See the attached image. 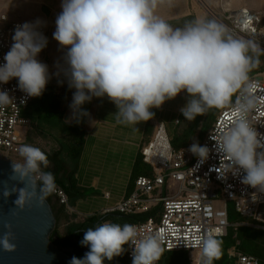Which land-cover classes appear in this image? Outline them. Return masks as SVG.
I'll return each mask as SVG.
<instances>
[{"label":"clouds","instance_id":"1","mask_svg":"<svg viewBox=\"0 0 264 264\" xmlns=\"http://www.w3.org/2000/svg\"><path fill=\"white\" fill-rule=\"evenodd\" d=\"M166 2L171 0H61L53 38L66 49L62 71L68 87L75 89L68 122L89 117L82 106L94 97H107L118 110L113 114L115 122L124 126L153 119L151 109L161 108L181 92L188 97L180 108L187 121L210 108L232 104L238 117L216 141L217 151L228 158L234 175L243 171L241 182L256 190L252 193L256 202L258 193L264 194V133L247 118L255 106V85L249 72L259 65L264 48L253 39L233 35L215 19L198 18L174 28L156 14L158 6ZM44 26L46 22L39 18L17 25L5 62L0 64V84L16 78L26 97L42 96L51 79L48 65L37 58L48 44L39 30ZM14 101L8 91L0 90V108ZM188 151L203 162L210 150L193 143ZM18 153L22 160L11 163L9 179L23 187H3L2 195L7 199L17 193L13 203L23 210L31 200L43 204L58 189L55 174L44 171L50 165L44 151L22 144ZM5 228L0 248L14 252L11 225L5 224ZM80 243L89 251L83 258L72 257L69 264H104L105 259L123 255L126 244L132 248V264H157L165 251L160 233L141 236L138 227L128 223L103 222L89 227ZM198 244L201 264H213L219 258L221 241L211 231Z\"/></svg>","mask_w":264,"mask_h":264},{"label":"built area","instance_id":"2","mask_svg":"<svg viewBox=\"0 0 264 264\" xmlns=\"http://www.w3.org/2000/svg\"><path fill=\"white\" fill-rule=\"evenodd\" d=\"M212 17L226 25L233 35L253 39L264 48V17L259 12L241 7L214 13ZM24 22L34 21L13 19L8 13H0V64L5 62L4 55L13 43L15 27ZM39 30L49 43V26L46 24ZM47 48L48 44L37 57L45 64L48 58ZM249 79L255 85L252 91L255 106L247 113V118L257 131L264 133V70L253 74ZM0 90H6L15 97L13 104L0 108V157L18 162V148L27 144V136L32 128L28 109L34 98L26 97L19 90L16 78L7 84H0ZM22 98L26 99V103L21 104ZM237 117L231 104L218 114L204 138L194 142L207 146L210 150L207 160L203 162L188 151L193 143L175 150L171 145V138L161 126L141 150L144 160L152 166L153 173L138 176L131 193L113 206L104 208L100 214H148L145 220H136L133 225L138 227L141 236L160 233L166 253L194 249L201 252L198 240L209 231L215 238L225 236L231 225L228 218L229 202L233 203L240 216L260 220L257 213L264 204V194L258 193L257 201L253 202L252 193L256 190L241 182L243 171L234 175L228 158L217 151L216 141L233 126ZM56 184L58 190L53 195L67 211L73 212L67 192ZM104 197L109 199L110 193L105 192ZM216 201L221 204L219 208H215ZM239 244L237 242L227 251L232 264H264V260L258 256L242 251ZM161 258L157 264H164ZM125 264H132V248L127 244ZM194 264H201V256Z\"/></svg>","mask_w":264,"mask_h":264},{"label":"crops","instance_id":"3","mask_svg":"<svg viewBox=\"0 0 264 264\" xmlns=\"http://www.w3.org/2000/svg\"><path fill=\"white\" fill-rule=\"evenodd\" d=\"M15 2L18 3L17 0ZM15 2L8 0L2 4V8L10 12L9 14L14 18L25 17L24 6H19V13H11L10 10L14 8ZM182 9V3L171 0L170 4L166 2L159 5L156 14L175 28L180 27L179 20L183 17L195 16V11L191 10V12L188 9L185 12H180ZM176 11H179L181 15L174 16L173 12ZM39 19L45 21L44 18ZM52 25L54 26V24L48 25L50 39L47 48V61L50 64L51 77L59 78L64 76L63 67L59 65V62L63 60L66 49L62 50L53 38L55 29ZM60 87V95L67 100L64 106L66 122L83 128L86 133L78 169L73 175L75 194L84 193L86 196L72 204L69 199L73 212L66 209L69 222L63 220L60 224L66 229L70 222H76L78 218L81 219L78 222H83L88 217L101 215L100 212L104 208L113 206L122 197L131 193L134 188L132 173L137 156L142 153L143 146L153 139L161 126H163L162 130H165V134L171 138L179 123L180 108L186 104L188 97L186 92H181L175 99L166 101L161 108L151 109L155 113L153 119L140 122L136 126L117 124L113 116L118 111L116 106L107 97H94L91 102L82 106L90 113V116L81 118V121L77 123L74 119L68 122L72 116L69 105L72 102L75 89L68 87L66 79ZM144 162L147 163L145 160ZM105 192L110 193L109 199L104 197ZM58 206L61 205L58 203Z\"/></svg>","mask_w":264,"mask_h":264},{"label":"trees","instance_id":"4","mask_svg":"<svg viewBox=\"0 0 264 264\" xmlns=\"http://www.w3.org/2000/svg\"><path fill=\"white\" fill-rule=\"evenodd\" d=\"M194 15H188L179 20L180 27L188 21L195 20ZM209 19V18H206ZM264 59V55L259 57V61ZM264 67H260L259 70H263ZM257 72V69H252L249 72V77ZM62 86L57 79H53L48 82L46 89L42 96L34 97L29 105L28 115L32 121V128L27 136V143L35 139L36 136L43 138L53 139L59 148L52 149L50 151H44L50 160V165L44 171H50L55 174L56 183H58L69 195L71 204L79 198H83L86 195L75 194V186L73 175L78 169L84 141H85V130L73 124L66 122L65 116V103L66 98L60 95L59 89ZM236 95L233 96V102ZM231 105V104H230ZM228 105V106H230ZM226 106V107H228ZM224 107V108H226ZM210 108L204 115L198 116L194 121H187L183 117L182 113L179 115V123L177 124L172 136L171 145L175 150L194 143L196 140H202L204 136L212 128L218 114L224 109ZM179 126V127H178ZM35 135V136H34ZM194 140V141H193ZM34 141V140H33ZM195 141V142H197ZM153 173L152 166L144 162L142 153L136 158L132 179L133 181L141 175H151ZM50 201L54 215L56 218L55 233L58 237L54 241L55 245L60 248H74V252L77 257H82L84 248L80 241L83 239L84 232L89 227H95L103 222L124 223L133 224L136 220H145L149 215L141 216H124L118 213L105 214V215H94L88 217L83 222H70L67 227L65 234L58 231L60 224L63 220L69 222V216L66 213V207L61 205L59 201L55 199L52 194L47 197ZM61 206H58V203ZM63 206V207H62ZM264 204L260 207L256 218L242 217L236 213L232 202L228 203V218L231 225L227 229V233L223 237L217 238L221 241V252L218 259H215L213 264H225L224 259L228 258L227 251L240 242L239 247L242 251L248 254H254L264 260V215L261 217ZM245 222H252L262 225V228L252 227ZM238 224V225H233ZM54 237V235H52ZM126 249V245H124ZM182 251H178L180 253ZM124 261L126 262V251L124 252ZM167 264H175L166 259ZM119 263V262H118ZM177 264H188L187 261L180 260ZM232 264V263H228Z\"/></svg>","mask_w":264,"mask_h":264},{"label":"water","instance_id":"5","mask_svg":"<svg viewBox=\"0 0 264 264\" xmlns=\"http://www.w3.org/2000/svg\"><path fill=\"white\" fill-rule=\"evenodd\" d=\"M12 162L0 157V236L8 230L5 224H10L16 251L5 252L0 248V264H69L71 258L77 255L73 248H60L55 245L58 235L54 232L56 218L50 201L46 198L41 204L38 200H31L21 210L13 203L17 193L7 199L3 197V187H23L18 181L9 179ZM83 248L82 257L77 258H83L89 251L88 247Z\"/></svg>","mask_w":264,"mask_h":264},{"label":"rangeland","instance_id":"6","mask_svg":"<svg viewBox=\"0 0 264 264\" xmlns=\"http://www.w3.org/2000/svg\"><path fill=\"white\" fill-rule=\"evenodd\" d=\"M8 0H0V13H10L2 8V4L4 2H7ZM15 2V0H13ZM18 3L15 2L14 8L11 9V13H19L20 7L19 6H24V16L25 17H20V18H14L10 14L9 16L13 19H19V20H31L35 21L38 18H44L45 21L47 22L46 24L51 25L54 24V29H55V19L56 16L61 12V0H17ZM178 3L183 4V9L180 12H185V10H193L195 11V17L196 19H213L212 15L215 13H221L225 10H234L238 9L241 7H248L250 9L258 11L263 17H264V0H177ZM24 2V3H23ZM253 7V8H252ZM192 8V9H191ZM3 11V12H1ZM192 12V11H191ZM175 14L174 16L179 14V11L173 12ZM183 14V13H182ZM181 15V14H179ZM14 16V15H13ZM184 16V15H183ZM178 24V23H177ZM180 24V23H179ZM178 24V25H179ZM50 62V61H49ZM48 61H46V64ZM59 65L62 67H65L64 65V60H60ZM260 67H264V59L260 60L259 65L255 67L257 69L256 73L262 72L263 70H259ZM48 68H50V64L48 63ZM254 69V68H253ZM57 79L58 81H63L65 83V76H61L59 78H53L51 77V80ZM67 80V79H66ZM62 84V83H61ZM181 126V123L178 124ZM178 126V127H179ZM35 136V135H34ZM34 140V141H33ZM31 140L30 142L28 141L27 144H31L35 147H39L41 150H47L50 151L52 149H57L59 148L57 143L51 139V138H43V137H38L36 136L35 139ZM194 141V140H193ZM195 141L196 138H195ZM194 141V142H195ZM200 141V140H198ZM22 158L20 157L18 159V162L21 161ZM90 192V191H88ZM219 202H215V208L220 207ZM264 215V206L262 208V212L260 216L262 217ZM81 221V219H77L76 222ZM244 224H248L252 227H260L262 228V225L257 224V223H252V222H245ZM58 231L62 234H65V229L63 227H59ZM201 256V252L199 250H192V251H182L180 253L178 252H169L163 253V256L161 258V262L164 264H167L168 259L170 262L172 261L173 263L177 264L178 261L184 260L187 261L188 264H194V261ZM124 261V255L114 257L113 260L108 261L105 259L104 264H122ZM119 262V263H118ZM224 263H232L231 258H225Z\"/></svg>","mask_w":264,"mask_h":264},{"label":"flooded vegetation","instance_id":"7","mask_svg":"<svg viewBox=\"0 0 264 264\" xmlns=\"http://www.w3.org/2000/svg\"><path fill=\"white\" fill-rule=\"evenodd\" d=\"M69 248H73V247L70 246ZM73 250H74V248H73ZM74 253H75V252H74Z\"/></svg>","mask_w":264,"mask_h":264}]
</instances>
